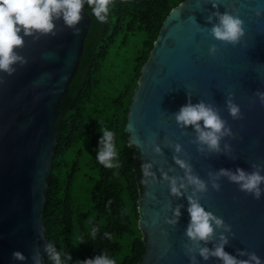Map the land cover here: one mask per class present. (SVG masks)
I'll return each instance as SVG.
<instances>
[{
  "label": "water",
  "instance_id": "obj_1",
  "mask_svg": "<svg viewBox=\"0 0 264 264\" xmlns=\"http://www.w3.org/2000/svg\"><path fill=\"white\" fill-rule=\"evenodd\" d=\"M213 2L220 12H233L243 20L245 35L239 43L220 42L210 35L207 19L217 10ZM257 10L264 13V0H185L165 20L143 67L126 132L140 160L154 164L157 182L140 181L139 229L146 253L139 264H190L185 231L189 223L186 197L191 190L175 197L169 184L159 181L161 170L184 175L170 143L182 145L180 158L205 181L209 171L237 167L252 171L253 164H264V103L256 95L264 92V14L257 15ZM82 14L78 34L60 20L54 36L25 37L19 51L27 63L17 65L12 75L0 73V264H22L12 258L16 250L28 258L23 264H32L34 251L43 264H49L44 249L45 190L58 145L60 107L78 72L92 24L91 17ZM213 44L214 55L209 52ZM230 93L241 108L239 119L228 112ZM189 94L193 103L205 100L219 109L234 133L221 142L222 149L224 144L231 145L230 152L200 153L192 143L194 130L177 125L174 113L188 102ZM156 144L162 156L154 152ZM220 183L219 191L209 184L201 203L231 225L234 235L228 234L226 251L255 252L264 259V198L255 199L227 178ZM177 205L184 206L182 216L172 226L167 219ZM221 231L217 230L209 247L219 242ZM197 259L199 264H221L216 258L204 261L198 254Z\"/></svg>",
  "mask_w": 264,
  "mask_h": 264
},
{
  "label": "trees",
  "instance_id": "obj_2",
  "mask_svg": "<svg viewBox=\"0 0 264 264\" xmlns=\"http://www.w3.org/2000/svg\"><path fill=\"white\" fill-rule=\"evenodd\" d=\"M184 1L112 0L107 22L90 16L79 69L60 107L43 210L47 242L70 253L69 264L104 250L117 264H139L146 253L138 213L142 161L128 143L127 115L163 24ZM101 122L117 134L119 168L107 169L96 160ZM93 226L99 229L94 240Z\"/></svg>",
  "mask_w": 264,
  "mask_h": 264
},
{
  "label": "clouds",
  "instance_id": "obj_3",
  "mask_svg": "<svg viewBox=\"0 0 264 264\" xmlns=\"http://www.w3.org/2000/svg\"><path fill=\"white\" fill-rule=\"evenodd\" d=\"M112 6V0H0V73L12 75L16 72L17 65L22 66L27 63L26 58L19 51L25 44V37L54 36L57 21L60 20L67 28L72 29L74 34H78L79 25L84 19L82 13L86 12L88 16L95 17L98 22L105 23L109 19ZM213 7L217 10L211 13L207 19L208 24L211 25L210 35L220 42L239 43L245 35L243 20L233 12H220L218 4L214 2ZM256 14L264 13L257 10ZM209 52L213 55L217 52L215 44L211 45ZM256 95L260 102L264 103V92L257 91ZM233 96L234 94H229L226 101L227 109L233 119H239L241 108L234 102ZM174 118L181 129L191 127L194 130L195 138L192 143L197 145V150L200 153L231 151L229 144H224L222 149L221 142L226 137H232L234 133L214 104L205 100L193 103L189 94L188 102L174 113ZM98 132L101 135L98 140V148L95 149L96 160L107 169L119 168V151L115 130L103 126L101 122ZM169 146L174 148L177 154L174 157L175 163L183 170L184 175H170L171 169L161 170L162 181L160 178L159 181L167 182L170 194L175 197H182L189 189L191 190L186 197L189 223L185 231L187 240L190 242L185 244L190 264H199L197 254L204 261L216 258L221 264H264V259L255 252L237 250V254L234 255L226 251V246L229 244L228 234L234 235L231 225L227 224L222 217L206 210L201 203L204 195L209 191V184L216 191L221 189L222 178H227L230 182L238 185L241 191L253 195L257 200L264 198V164H253L252 171L240 167L235 170L221 168L218 171H209L208 180L205 181L194 173L192 165L187 160L180 158L179 154L183 152L182 145L170 143ZM154 152L157 155H163L159 144L155 145ZM153 169V163L142 162L141 172L144 183L148 184L150 180L157 182V174ZM183 207V205H177L172 209V215L167 219L169 225L176 226L179 223ZM217 230H222L219 242L209 247L208 243L215 239ZM98 232V227L91 228L90 236L93 240L97 237ZM103 236L108 239L112 238V234L107 231L103 233ZM80 242L83 243L82 238ZM44 249L51 264H69L72 261L71 254L63 249H58L53 242H46ZM12 258L22 264L28 259L19 250L12 253ZM32 264H43L38 251L33 253ZM75 264H117V259L104 250L102 254L78 260Z\"/></svg>",
  "mask_w": 264,
  "mask_h": 264
}]
</instances>
